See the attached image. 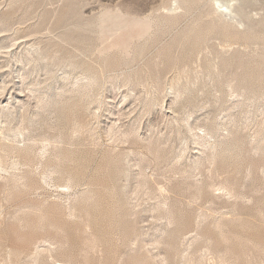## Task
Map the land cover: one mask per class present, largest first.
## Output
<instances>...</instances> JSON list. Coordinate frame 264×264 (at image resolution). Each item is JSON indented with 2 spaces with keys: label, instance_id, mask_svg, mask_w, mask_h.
Returning a JSON list of instances; mask_svg holds the SVG:
<instances>
[{
  "label": "rangeland",
  "instance_id": "rangeland-1",
  "mask_svg": "<svg viewBox=\"0 0 264 264\" xmlns=\"http://www.w3.org/2000/svg\"><path fill=\"white\" fill-rule=\"evenodd\" d=\"M225 2L0 0V125L53 141L0 264H264V0Z\"/></svg>",
  "mask_w": 264,
  "mask_h": 264
},
{
  "label": "bare ground",
  "instance_id": "bare-ground-1",
  "mask_svg": "<svg viewBox=\"0 0 264 264\" xmlns=\"http://www.w3.org/2000/svg\"><path fill=\"white\" fill-rule=\"evenodd\" d=\"M175 1V0H174ZM191 1V0H190ZM210 1V3H211V7H212V9L215 11H219L221 14H230L231 12L233 13V10L231 9V8H233V7H231L232 6V3H231V5H229V3L228 2H225L226 4H224L225 6H227L226 8L227 9H229V10H231V11H224L225 9L223 8H221L220 6H215V3H214V0H209ZM234 6V5H233ZM171 10H172V8H171ZM170 11V10H169ZM227 15V16H228ZM232 15V14H231ZM104 16V15H103ZM223 16V15H222ZM226 16V15H225ZM230 16V15H229ZM233 16V15H232ZM231 16V17H232ZM107 17H108V15H107ZM121 17V16H120ZM230 17V18H231ZM229 18V19H230ZM233 18V17H232ZM246 18V17H245ZM113 19V18H112ZM124 19H127V17L126 18H124ZM236 19V21H239L238 19H240V18H235ZM129 20V19H128ZM242 20V19H241ZM240 20V21H241ZM96 21V20H95ZM127 21V20H126ZM235 21V22H236ZM260 21V20H259ZM103 22H107L106 20L104 21V18H103ZM102 22V23H103ZM119 22V21H118ZM124 22H125V20H124ZM127 22H129V21H127ZM133 22H135V21H133ZM136 23V22H135ZM261 23V22H260ZM241 24H242V21H241ZM2 25V24H1ZM134 25V24H133ZM259 25V24H258ZM263 25V24H262ZM251 26V25H250ZM102 27V26H101ZM105 28V27H104ZM103 28V29H104ZM117 29V28H116ZM258 29V28H257ZM264 29V28H263ZM260 29H258V31H259ZM250 31V30H249ZM264 31V30H263ZM126 33V32H125ZM123 34V33H122ZM246 36V35H245ZM244 36V37H245ZM249 36H252V34L251 35H249ZM248 37V36H247ZM127 38V37H126ZM247 39V38H246ZM1 47V46H0ZM7 53V52H6ZM1 56V55H0ZM226 81V80H225ZM224 81V82H225ZM221 82V81H220ZM228 82V81H227ZM224 84V83H223ZM228 84H230V83H228ZM229 86V85H228ZM231 86V85H230ZM233 86V85H232ZM232 91V94H234L233 93V88L231 89ZM230 91V90H229ZM234 91H237V90H234ZM230 92V93H231ZM27 122H28V120H27ZM27 126H28V124H27ZM212 131V130H211ZM210 131V132H211ZM8 134H10V135H8ZM8 134H6V132H5V130H4V127L3 126H1L0 125V171H5L4 173H7L6 171H8V172H10L9 170H16L17 168L20 170V164H24L25 166H31V165H35V164H37L39 161L41 162V158H43V157H41L42 155H44V152H45V150H48V146L50 145V143H52L53 141L51 140V142L49 143V141H48V143H49V145L47 146V145H45V143H46V141H47V139H49V137L47 138V136H45L44 135V139L42 138H39L38 139V143H36V144H38V145H33V146H31L32 147V149H31V151H29V152H31V153H28V154H21V147H19L18 146V142L20 141V142H23V141H21V139H19L18 138V136L17 135H14L13 133V135L11 134V133H8ZM20 134H22L23 135V133L21 132ZM31 136V135H30ZM207 136V135H206ZM209 136V135H208ZM23 137V136H22ZM25 137H26V135H25ZM46 137V138H45ZM28 139H29V136L27 137ZM203 138L205 139V137L203 136ZM19 139V140H18ZM23 139V138H22ZM34 139V138H33ZM30 140V139H29ZM24 141H26V138H25V140ZM31 141H32V139H31ZM37 141V140H36ZM35 141V142H36ZM205 141H206V139H205ZM204 141V142H205ZM20 142H19V144H20ZM35 142H34V144H35ZM54 142H56L55 140H54ZM209 142V141H208ZM23 145H24V143H22ZM21 144V145H22ZM32 144H33V141H32ZM213 144V143H212ZM208 145V144H207ZM209 147H210V145H208ZM34 147H35V150L37 149V152H35V150H34ZM46 147H48V148H46ZM212 147V146H211ZM210 147V148H211ZM46 148V149H45ZM212 150V149H211ZM213 151V150H212ZM47 152V151H46ZM150 152V151H149ZM47 153H49V152H47ZM150 154V153H149ZM213 154V153H212ZM45 155H46V153H45ZM58 156V155H57ZM156 156V155H155ZM46 157V156H45ZM50 157V156H49ZM48 157V158H49ZM15 158H17L16 160H15ZM47 158V159H48ZM52 159H53V157H52ZM52 159H50V160H52ZM55 159H57V161H60L58 158H55ZM42 160H44V158L42 159ZM54 161V160H53ZM39 162V163H40ZM45 162V161H44ZM52 162V161H51ZM56 162V161H55ZM53 163V162H52ZM43 164V161H42V163H41V165ZM54 164V163H53ZM19 165V166H18ZM24 165L22 166L23 168H24ZM40 165V166H41ZM56 164H54L53 166H55ZM37 166V165H36ZM39 166V167H40ZM51 166V165H50ZM20 167V168H19ZM39 167H37V169H39ZM49 167V166H48ZM28 168V167H27ZM50 168V167H49ZM49 168H48V170H49ZM54 168V167H53ZM53 168L51 169V171L53 170ZM31 169V168H30ZM45 169L46 168H44V170L43 171H45ZM23 169H21L20 171H22ZM33 170L35 171V174L34 175H37L36 173H38V172H36L37 170H36V168H33ZM17 171V170H16ZM29 171V170H28ZM32 171V170H31ZM42 171V172H43ZM47 171V170H46ZM50 170H49V172H51ZM13 172V171H12ZM49 172H46V173H48V174H50L51 175V173H49ZM34 173V172H33ZM12 176H16L15 177V180L18 182L19 180H20V182H21V179L23 178L22 176H23V174H22V176H19V177H17V175H15L14 173H10ZM9 174V175H10ZM17 174V173H16ZM28 174V173H27ZM30 174V173H29ZM41 174V173H40ZM39 174V176H41ZM61 174V173H60ZM3 175V174H2ZM10 175V176H11ZM33 174H31L30 176H32ZM50 175H47V176H50ZM62 175V174H61ZM25 176V175H24ZM67 176H68V174H67ZM26 177V176H25ZM24 177V178H25ZM36 177V176H35ZM62 177V176H61ZM24 178H23V180H24ZM29 178V177H28ZM49 178V177H48ZM50 178H51V176H50ZM49 178V179H50ZM62 178H65V177H62ZM68 178H69V176H68ZM42 179V178H41ZM67 179V178H66ZM71 179V178H70ZM70 179H69V181H70ZM8 180H9V178H8ZM11 180H13V178L11 179ZM23 180H22V182H23ZM27 180V179H26ZM45 180V179H44ZM55 180H57V179H55ZM59 180H61V183H62V179H59ZM65 180V179H64ZM25 181V180H24ZM37 181V180H36ZM66 181V180H65ZM64 181V182H65ZM40 182V181H39ZM45 182V181H44ZM54 182L55 181H53V184H54ZM68 182V181H67ZM71 182V181H70ZM11 183H12V181H11ZM56 183H57V181H56ZM7 184H8V182H7ZM19 184V183H18ZM21 184V183H20ZM19 184V185H20ZM23 184V183H22ZM25 184V183H24ZM44 184H46V183H44ZM50 184V183H49ZM58 184V183H57ZM5 185V184H4ZM68 185H70V184H68ZM68 185L66 184V183H63V184H60V185H57L58 187L60 186V187H62V188H69L68 187ZM7 186H9V185H7ZM6 185H5V188L7 189L8 187H7ZM15 186V185H14ZM25 186V185H24ZM54 186H56V185H54ZM4 187V186H3ZM18 187H20V186H18ZM15 189H16V187H14ZM25 188V187H24ZM27 188V187H26ZM6 189H5V191H6ZM26 190V189H25ZM30 190V189H29ZM4 191V190H3ZM2 191V193H4ZM31 191V190H30ZM32 193V192H31ZM1 194V193H0ZM2 195V194H1ZM4 196H6V195H4ZM2 197H3V195H2ZM1 198V197H0ZM4 198V197H3ZM5 199V198H4ZM0 200H2V199H0ZM9 201V200H8ZM38 201V200H37ZM193 201V200H192ZM4 202V201H3ZM2 202L0 201V204H1ZM25 204H28L27 202L25 203ZM21 205V204H20ZM33 205V204H32ZM32 205H26V208L24 207L25 205H21V207H24L25 209H27V207H33ZM18 207V206H17ZM16 207V208H17ZM20 207V206H19ZM37 207V206H36ZM39 208V207H38ZM21 209H23V208H21ZM20 209V212H22L23 210H21ZM40 209V208H39ZM43 209V208H42ZM28 210V209H27ZM15 211H16V209H15ZM42 211V210H41ZM40 211V212H41ZM168 211H169V209H168ZM11 212V211H10ZM16 212H18V209H17V211ZM34 212V211H33ZM36 212V211H35ZM23 214V213H22ZM171 214V213H170ZM39 215V214H38ZM172 215V214H171ZM14 216V215H13ZM18 216V215H17ZM20 216V215H19ZM42 216V215H41ZM174 216V215H173ZM16 217V216H15ZM44 217V216H43ZM164 217V216H163ZM172 217V216H171ZM170 218V217H169ZM11 219H12V217H11ZM22 219V218H21ZM39 219V221H40V218H38ZM45 219V218H44ZM37 220V219H36ZM173 220V219H172ZM18 221V220H17ZM25 221V220H24ZM42 221H44V220H42ZM20 222V221H19ZM174 222V221H173ZM40 223V222H39ZM42 223V222H41ZM25 224V223H24ZM42 225V224H41ZM40 225V226H41ZM47 225V224H46ZM185 225V224H184ZM23 226V225H22ZM49 226V225H48ZM47 226V227H48ZM51 226V225H50ZM57 226V225H56ZM25 227V226H24ZM43 227V226H42ZM177 227V226H176ZM38 228V227H37ZM180 234V233H179ZM42 237V236H41ZM47 237V236H46ZM45 238V237H44ZM44 240H46V239H43V242H44ZM38 241H41V239L40 240H38ZM47 241V240H46ZM34 244V243H33ZM36 244H37V241H36ZM35 245V244H34ZM42 245V244H41ZM37 246V248H35V250L36 251H33V253L34 252H36V254H40V251L39 250H41V249H38V246H40V245H36ZM41 247V246H40ZM164 247V246H163ZM167 247H168V245H167ZM172 247V246H171ZM208 247V246H207ZM173 248V247H172ZM10 249V248H9ZM46 249V248H45ZM8 250V249H7ZM50 251V250H49ZM48 251V252H49ZM176 251V250H175ZM6 252V251H5ZM1 253H3V251L1 252ZM50 253H51V251H50ZM175 253V252H174ZM6 255H7V260L9 261V263L10 264H22V263H17V262H19V260L23 257H20V254H14L11 250H9V251H7V253H5ZM22 254H24V253H22ZM41 254L43 255V253L41 252ZM40 254V255H41ZM59 254H61V253H59ZM217 254V253H216ZM5 255V256H6ZM37 255V256H38ZM52 255V254H51ZM176 255V254H175ZM189 255H190V253H189ZM229 255V254H228ZM32 257L34 256V254H32L31 255ZM37 256H35V257H37ZM222 256V255H221ZM25 257H30L29 256V254H24V258ZM42 257V256H41ZM223 257V256H222ZM228 257V256H227ZM38 258V257H37ZM45 258V257H44ZM225 258V257H224ZM3 259V260H2ZM2 261L4 262V258L2 257ZM27 260H29L28 258H26ZM32 259V258H31ZM39 259V258H38ZM37 259V260H38ZM46 259V262H47V260L49 259H47V258H45ZM175 259V258H174ZM220 259V258H219ZM6 260V261H7ZM53 260V259H52ZM55 260V259H54ZM53 260V261H54ZM214 260V259H213ZM234 260V259H233ZM24 260H22V262H23ZM31 261V264H33L32 263V261H34L33 259L32 260H30ZM2 262V263H3ZM48 262H49V260H48ZM50 262H51V260H50ZM49 262V264H51ZM57 262V261H56ZM55 262V263H56ZM192 262V261H191ZM220 260H219V264H220ZM225 262H226V260L224 261H222L221 263L222 264H225ZM6 263H8V262H6ZM35 263H36V261H35ZM63 263V262H62ZM68 263V262H67ZM66 263V264H67ZM172 263V262H171ZM183 264V263H182ZM209 264V263H208ZM229 264V263H228ZM230 264H232V263H230Z\"/></svg>",
  "mask_w": 264,
  "mask_h": 264
}]
</instances>
